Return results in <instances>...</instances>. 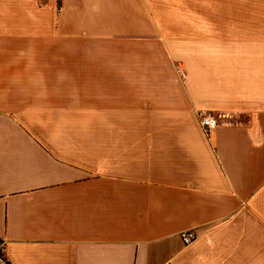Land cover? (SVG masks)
Instances as JSON below:
<instances>
[{
  "label": "crops",
  "instance_id": "crops-1",
  "mask_svg": "<svg viewBox=\"0 0 264 264\" xmlns=\"http://www.w3.org/2000/svg\"><path fill=\"white\" fill-rule=\"evenodd\" d=\"M0 241L264 264V0H0Z\"/></svg>",
  "mask_w": 264,
  "mask_h": 264
},
{
  "label": "built area",
  "instance_id": "built-area-1",
  "mask_svg": "<svg viewBox=\"0 0 264 264\" xmlns=\"http://www.w3.org/2000/svg\"><path fill=\"white\" fill-rule=\"evenodd\" d=\"M199 124L202 127L205 136H208L217 126L216 120L212 117L211 114L200 112L198 116ZM196 233L193 230L190 231H182L179 234V238L184 243V245H189L192 243L196 238ZM4 247L5 243L0 241V264H9L8 260L4 255Z\"/></svg>",
  "mask_w": 264,
  "mask_h": 264
},
{
  "label": "trees",
  "instance_id": "trees-1",
  "mask_svg": "<svg viewBox=\"0 0 264 264\" xmlns=\"http://www.w3.org/2000/svg\"><path fill=\"white\" fill-rule=\"evenodd\" d=\"M60 1V0H59Z\"/></svg>",
  "mask_w": 264,
  "mask_h": 264
}]
</instances>
